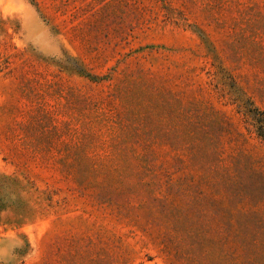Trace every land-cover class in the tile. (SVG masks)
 <instances>
[{
  "label": "rangeland",
  "instance_id": "374dc122",
  "mask_svg": "<svg viewBox=\"0 0 264 264\" xmlns=\"http://www.w3.org/2000/svg\"><path fill=\"white\" fill-rule=\"evenodd\" d=\"M0 264H264V0H0Z\"/></svg>",
  "mask_w": 264,
  "mask_h": 264
}]
</instances>
